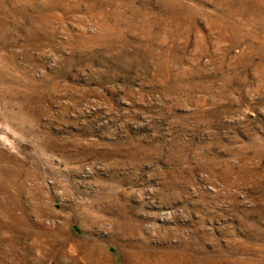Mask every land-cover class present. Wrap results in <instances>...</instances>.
<instances>
[{"label":"rangeland","instance_id":"rangeland-1","mask_svg":"<svg viewBox=\"0 0 264 264\" xmlns=\"http://www.w3.org/2000/svg\"><path fill=\"white\" fill-rule=\"evenodd\" d=\"M0 264H264V0H0Z\"/></svg>","mask_w":264,"mask_h":264}]
</instances>
